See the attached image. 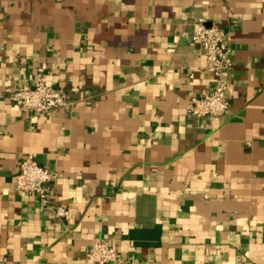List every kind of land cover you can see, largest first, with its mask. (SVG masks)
<instances>
[{
    "label": "crops",
    "instance_id": "1",
    "mask_svg": "<svg viewBox=\"0 0 264 264\" xmlns=\"http://www.w3.org/2000/svg\"><path fill=\"white\" fill-rule=\"evenodd\" d=\"M199 18L231 50L218 117L185 109L214 87ZM37 74L69 104L9 100ZM28 154L47 209L14 189ZM96 238L114 264H264V0H0V264H91Z\"/></svg>",
    "mask_w": 264,
    "mask_h": 264
},
{
    "label": "built area",
    "instance_id": "2",
    "mask_svg": "<svg viewBox=\"0 0 264 264\" xmlns=\"http://www.w3.org/2000/svg\"><path fill=\"white\" fill-rule=\"evenodd\" d=\"M190 39L203 51L205 69L214 77V87L205 94L188 98L186 112L196 118L218 117L228 108L226 93L229 84L226 77L232 66L226 32L215 23L199 18L193 24ZM31 81V84L22 82L13 89L9 100L37 115L57 112L69 104L66 94L57 89L45 75L37 74ZM56 178L55 172L43 168L28 154L19 163V170L14 176V189L18 193L36 196L40 207L47 209L51 198L49 184ZM51 212L55 217H63L66 208L59 205ZM86 261L91 264H114L119 261V256L110 240L96 238L87 250Z\"/></svg>",
    "mask_w": 264,
    "mask_h": 264
}]
</instances>
